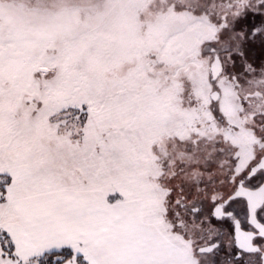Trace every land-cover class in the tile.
Returning a JSON list of instances; mask_svg holds the SVG:
<instances>
[{
    "label": "snow or ice",
    "instance_id": "snow-or-ice-1",
    "mask_svg": "<svg viewBox=\"0 0 264 264\" xmlns=\"http://www.w3.org/2000/svg\"><path fill=\"white\" fill-rule=\"evenodd\" d=\"M0 264H264V0H0Z\"/></svg>",
    "mask_w": 264,
    "mask_h": 264
}]
</instances>
